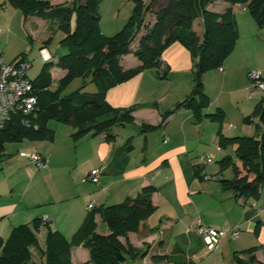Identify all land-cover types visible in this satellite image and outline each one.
<instances>
[{"label": "crops", "instance_id": "obj_1", "mask_svg": "<svg viewBox=\"0 0 264 264\" xmlns=\"http://www.w3.org/2000/svg\"><path fill=\"white\" fill-rule=\"evenodd\" d=\"M41 1H48L51 6H64L73 0ZM228 7L230 4L225 2L218 12L223 13ZM243 12H237V9L235 12L241 33L248 28L254 39V44H250L253 47L257 43L264 45V30H259L253 18H247V13ZM42 22L48 23L37 17L25 19L21 10L7 0H0V65L13 64L23 56L32 68L34 58L26 54V48L31 50L33 47L29 45L39 42L40 59L44 61L43 49L53 58L51 62L44 61L42 72L51 76V89H54L66 71L56 64L58 53L50 52L49 44L45 45L47 34L42 36V41L37 35L38 23L40 26ZM261 50L264 51V46ZM235 52L222 70L205 75L204 88L211 104L202 112L201 119L192 110L180 109L163 122L166 114L185 101L194 89L193 59L177 42L162 55L167 69L161 76L156 69L146 70L107 93V101L115 109L136 107L134 123L114 128L111 132L114 139L89 134L75 142L73 125L51 121L49 127L54 131L51 138L8 143L5 147L7 156L0 170V239L6 240L14 227L39 219L61 232L69 242L75 244L76 241V246L83 247L76 235L90 213L88 206L91 203L96 207L118 205L127 198H136L144 188L154 187L152 201L156 211L145 224L151 233L143 236L146 239L141 242L142 245L146 242L149 249L143 250L145 256L132 258L128 264H195L202 253L204 256L215 255L218 264L225 263V255L232 256L235 264L236 253L253 248L258 249L256 256L264 260V207L252 204V199L236 197L223 186V181L234 177L232 164L236 162L241 167L235 156L237 146H220L219 132L227 138L241 136L232 132L236 126L226 125L232 118L227 100L242 99L240 115L253 116L260 101L258 96L249 94V74L260 71L264 75L261 65L249 64L234 70L231 59ZM121 65L130 70L138 67L140 62L135 56L128 55L121 58ZM88 90L95 91V85L90 84L83 91ZM217 109L227 113L222 125L207 117ZM252 122L257 124L258 118ZM143 125L152 129L143 131ZM22 153L42 155L48 160V169H37L21 156ZM201 156L229 161L224 164L220 161V166L215 165L216 161L203 165ZM101 167L104 173L99 184L87 183L86 176ZM230 167L232 173H228ZM206 176L212 179L208 180ZM197 219L218 230L238 228L239 237H226L209 251L204 241L192 231ZM96 222L99 227L100 216L96 217ZM97 231L102 233L105 229L101 232L97 228ZM42 233L45 241L46 230ZM129 236L138 238L137 234ZM137 242L140 241L137 239ZM41 245L45 247V242ZM80 249L85 248L73 246L72 264L89 262L90 255L87 257L86 252L81 259Z\"/></svg>", "mask_w": 264, "mask_h": 264}, {"label": "trees", "instance_id": "obj_2", "mask_svg": "<svg viewBox=\"0 0 264 264\" xmlns=\"http://www.w3.org/2000/svg\"><path fill=\"white\" fill-rule=\"evenodd\" d=\"M7 1L21 10L25 19L37 17L57 25V31L65 34L61 46L67 53L58 55L56 64L66 71V75L57 87L51 89V76L42 72L38 78L40 82L32 80L38 98L35 111L26 117L13 118L0 130V170L7 156L5 147L8 143L51 138L54 134L49 127L51 121L73 125L76 129L72 135L75 142L89 134L114 139L111 134L114 128L134 123L136 107L115 109L108 103L107 93L146 70L156 69L161 76L162 55L177 42L190 52L193 59L194 89L185 101L166 114L163 122L180 109L192 110L198 118H203L202 112L211 104L205 92L204 77L211 71L222 70L237 46V7L248 10L258 29L264 30V0H227L230 7L223 13L211 9L216 0H150L148 3L129 0L134 4L133 15L114 37H106L100 28L99 8L104 0H73L64 6H51L48 1L41 0ZM73 15L76 22L72 30ZM150 15L154 21L148 19L147 23ZM198 20L203 23L202 35L192 29L193 23ZM52 39L47 40L45 45L50 44ZM128 55L135 56L140 65L125 70L121 58ZM76 78L82 79V87L64 95ZM45 80L48 83H43ZM90 84L95 85V93L83 91ZM225 116L222 109L207 115L221 125ZM253 117L258 118V123L254 124L255 137L227 138L219 132L220 146L236 145V160L241 163V167L236 162L232 164L234 177L223 181V186L236 197L247 200L257 198L264 190V99L257 104L254 115L246 117L244 122L253 124ZM151 129L148 125L142 127L143 131ZM227 161L225 158L221 163ZM154 191V187H147L136 198L90 211L76 235L78 243L89 251L90 260L86 264H127L131 258L141 255L142 251L131 245L129 235L140 233L142 225L143 229H148L145 224L156 211L152 201ZM97 216L105 226L103 233L97 231ZM43 229L46 230L45 247L39 238ZM72 249V243L61 232L37 219L31 224L14 227L6 240L0 239V264H36L35 255L40 264H72ZM257 252L258 249L253 248L236 253L234 262L264 264V260L256 256ZM145 255L143 253L142 256Z\"/></svg>", "mask_w": 264, "mask_h": 264}, {"label": "rangeland", "instance_id": "obj_3", "mask_svg": "<svg viewBox=\"0 0 264 264\" xmlns=\"http://www.w3.org/2000/svg\"><path fill=\"white\" fill-rule=\"evenodd\" d=\"M66 1V0H65ZM72 1V0H69ZM144 2L148 3L150 2V0H143ZM250 1V0H249ZM228 2L227 0H216L214 7H211V9L215 10V11H220L222 6H224V3ZM229 3V2H228ZM230 4V3H229ZM154 10H156V8H154ZM134 12V4L129 1V0H104L103 2H101L100 4V8H99V13L101 16V22H100V28L102 33L106 36V37H114L116 34H118L124 27L125 25L128 23V21L130 20L131 16L133 15ZM237 12H243L241 11L240 8H237ZM243 13H247V18H251V13L247 10L244 11ZM148 19H151V22L154 21L153 16H148L147 17V23H148ZM253 20V19H252ZM39 22V21H38ZM75 22H76V18L75 15L72 16L71 18V26H72V30L75 28ZM42 27L39 26L38 23V36L39 39L42 41V36L47 34V37H45L47 40H49L50 38H48L49 36H52L53 39L51 41V43L49 44V51L53 52V53H58V55H64L67 53V51L61 46V40L65 37V34L62 31H57L55 33H53L55 30H57V25L53 24V23H41ZM239 28V25H238ZM192 29L195 30L199 35H202V31H203V23L201 20L195 21L192 25ZM53 33V34H52ZM252 33H249V29L246 28V30L240 31L239 29V39L237 42V47H236V52L234 53V55L232 56V61H233V69L234 70H239V69H243L244 67H247L249 64L250 65H261L264 66V51H262L261 49L263 48L264 45H260V43H257V45H255L256 47H253V45H251L250 43L252 42V44H254V39L251 37ZM264 39V38H262ZM46 40V41H47ZM256 40V39H255ZM264 42V41H263ZM39 43V42H38ZM38 43H33V45H29L30 47L32 46L33 48H30L27 46L26 48V54L30 57V58H34V60H32V68L29 70L28 74L30 76V78L32 80L37 79L40 74L42 73V69L44 67V61H42L39 57V45ZM136 43V41H135ZM31 44V43H29ZM259 46V47H258ZM31 61V60H30ZM218 71V70H215ZM214 72L211 71L210 74ZM264 77V75H263ZM82 87V79L81 78H76L66 89L65 91V95H69L72 94L74 92H76L78 89H80ZM88 93H95V91L91 92L90 90L87 91ZM249 94H253L255 96H258L259 101L261 99H264V92H251ZM247 97V94L245 95V98ZM232 98H228L227 102H228V107H229V111H230V115L232 118H230L231 120L227 121L226 125H234L237 127L236 130L232 131L233 133H236L235 135H241V136H248V137H255L257 135L256 129L254 127L253 124H246L244 122V117H242L239 113V107H241L240 103L242 102V99H232ZM225 119L227 118V113H225ZM256 117H253V121L255 120ZM229 147V146H228ZM226 149V148H225ZM24 154V153H22ZM21 154V155H22ZM213 159L216 161L215 165L216 166H220V161L218 158H214ZM230 169V170H229ZM228 170V173H232V168L230 167ZM253 203L252 204H256L259 205L260 207H264V190L260 191V194L257 198L252 199ZM98 229L102 232L105 229L104 224L102 225V223H99V227ZM149 229H143L140 233H131V234H137V237H133V236H129V241L131 243V245L138 251H142L141 255H143L144 251L143 250H148V244L146 242H143V245L141 244L142 240L146 239L143 236H147L145 234H147ZM103 233V232H102ZM149 234L151 233V230H149L148 232ZM141 234V235H140ZM44 234L42 233L39 238L41 239V242L44 244ZM137 239L140 241L139 243L137 242ZM73 244V242H71ZM77 243L75 241V244H73V246L76 248H84L81 246H76ZM81 252L82 255H80L81 259H83V254L84 252L87 253V257H88V250L87 249H80V251L78 252V254ZM204 253L199 255V258H197L194 263L195 264H218L216 263L215 260V255L213 256V254L210 255H203ZM78 259L80 258L77 255ZM132 259V258H131ZM222 263L223 260L221 259ZM34 262L36 264H40V260L39 258H37V256L35 255L34 257ZM224 264H234L233 263V257L232 256H224ZM91 264V263H90ZM128 264V263H127Z\"/></svg>", "mask_w": 264, "mask_h": 264}, {"label": "built area", "instance_id": "obj_4", "mask_svg": "<svg viewBox=\"0 0 264 264\" xmlns=\"http://www.w3.org/2000/svg\"><path fill=\"white\" fill-rule=\"evenodd\" d=\"M41 56L45 62L53 60L46 49L41 51ZM30 69L31 63L25 58H19L10 65H0V130L5 128L13 118L30 115L38 105L35 85L28 75ZM159 69L160 73H164L167 69V64L163 60ZM249 80V93L255 91L264 92V77L260 71L250 72ZM230 127L234 128L232 125ZM167 141L165 140V142ZM21 156L27 158L39 170H47L49 167L48 161L40 154H22ZM201 162L203 165H211L215 163V160L210 156H201ZM103 173V167L92 170L86 176L85 181L89 184L98 185ZM206 179L209 180L212 177L206 176ZM95 208L94 203L88 206L89 211ZM192 231L204 241L209 251L214 250L222 239L226 237L237 239L240 233L238 228L228 230L214 229L206 225L201 219H197L194 222Z\"/></svg>", "mask_w": 264, "mask_h": 264}]
</instances>
